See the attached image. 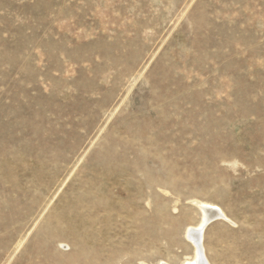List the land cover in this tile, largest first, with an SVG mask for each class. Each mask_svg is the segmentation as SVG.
Returning <instances> with one entry per match:
<instances>
[{
  "label": "rangeland",
  "instance_id": "374dc122",
  "mask_svg": "<svg viewBox=\"0 0 264 264\" xmlns=\"http://www.w3.org/2000/svg\"><path fill=\"white\" fill-rule=\"evenodd\" d=\"M264 264V0H0V264Z\"/></svg>",
  "mask_w": 264,
  "mask_h": 264
},
{
  "label": "bare ground",
  "instance_id": "6f19581e",
  "mask_svg": "<svg viewBox=\"0 0 264 264\" xmlns=\"http://www.w3.org/2000/svg\"><path fill=\"white\" fill-rule=\"evenodd\" d=\"M196 204L202 213V220L196 227L188 228L185 233V237L194 247V257L184 264H211L206 256L203 244L204 231L212 222L226 219V215L217 206L203 202H197Z\"/></svg>",
  "mask_w": 264,
  "mask_h": 264
}]
</instances>
